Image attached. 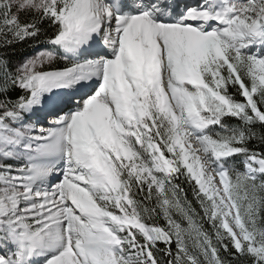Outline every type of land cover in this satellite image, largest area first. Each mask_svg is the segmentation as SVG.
I'll use <instances>...</instances> for the list:
<instances>
[{"label":"snow or ice","instance_id":"1","mask_svg":"<svg viewBox=\"0 0 264 264\" xmlns=\"http://www.w3.org/2000/svg\"><path fill=\"white\" fill-rule=\"evenodd\" d=\"M0 50V264H264V0H0Z\"/></svg>","mask_w":264,"mask_h":264},{"label":"trees","instance_id":"2","mask_svg":"<svg viewBox=\"0 0 264 264\" xmlns=\"http://www.w3.org/2000/svg\"><path fill=\"white\" fill-rule=\"evenodd\" d=\"M40 47H44V45H41ZM36 50V48L29 45L17 46L14 50H8V55L10 56L13 65H15L25 57L33 55ZM60 66H63V61L60 62ZM252 147L258 148L259 146L254 143ZM161 223H163V221H161ZM205 227L207 228L208 225H205Z\"/></svg>","mask_w":264,"mask_h":264},{"label":"bare ground","instance_id":"3","mask_svg":"<svg viewBox=\"0 0 264 264\" xmlns=\"http://www.w3.org/2000/svg\"><path fill=\"white\" fill-rule=\"evenodd\" d=\"M190 1H192V0H187V2H190Z\"/></svg>","mask_w":264,"mask_h":264}]
</instances>
